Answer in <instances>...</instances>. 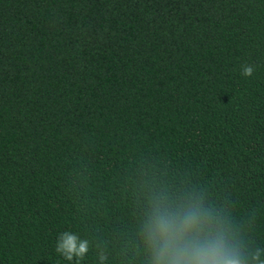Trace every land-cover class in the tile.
<instances>
[{"label": "trees", "instance_id": "trees-1", "mask_svg": "<svg viewBox=\"0 0 264 264\" xmlns=\"http://www.w3.org/2000/svg\"><path fill=\"white\" fill-rule=\"evenodd\" d=\"M144 183L264 247V0H0V264H141Z\"/></svg>", "mask_w": 264, "mask_h": 264}, {"label": "clouds", "instance_id": "clouds-1", "mask_svg": "<svg viewBox=\"0 0 264 264\" xmlns=\"http://www.w3.org/2000/svg\"><path fill=\"white\" fill-rule=\"evenodd\" d=\"M254 71V65H241L243 77ZM134 200L141 264H264V247L254 238L255 219L236 223L231 211L207 193L144 183ZM91 249L89 239L69 230L59 233L55 243V252L69 264H81ZM96 258L97 264L107 260L102 251Z\"/></svg>", "mask_w": 264, "mask_h": 264}]
</instances>
